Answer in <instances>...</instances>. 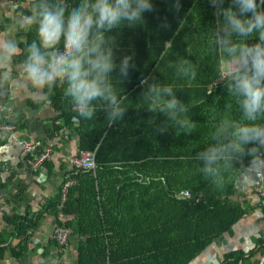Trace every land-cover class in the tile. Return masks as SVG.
I'll return each instance as SVG.
<instances>
[{
  "label": "trees",
  "instance_id": "obj_1",
  "mask_svg": "<svg viewBox=\"0 0 264 264\" xmlns=\"http://www.w3.org/2000/svg\"><path fill=\"white\" fill-rule=\"evenodd\" d=\"M162 2H167L169 10L163 17L168 30L143 59L148 65L140 77L118 93L128 108L123 119L108 125L99 111L102 103L97 104L95 118H78L79 150L96 151L97 168H70L63 181L74 178L78 183L63 207L60 193L56 202L60 213L73 217L58 225L72 229L71 239L78 237V264H193L249 212L247 204L237 198L239 169H230L226 182L218 187L198 173L199 162L194 158L209 142V133L226 104L235 109L216 75L220 54L209 48L210 29L219 19L216 9L209 0H180L179 10L176 0ZM142 76L178 90L177 96L188 103L189 115L196 122L191 129L170 128L159 134L148 124L150 118L160 124L164 117L144 110L149 104L140 97ZM52 104L62 110L52 123L55 135L63 127H72L76 116L58 94ZM185 191L190 198L181 196ZM260 252L264 254V243L249 258ZM247 261L237 253L228 255L222 264Z\"/></svg>",
  "mask_w": 264,
  "mask_h": 264
},
{
  "label": "clouds",
  "instance_id": "obj_2",
  "mask_svg": "<svg viewBox=\"0 0 264 264\" xmlns=\"http://www.w3.org/2000/svg\"><path fill=\"white\" fill-rule=\"evenodd\" d=\"M209 3L219 17L210 29L209 48L220 54L216 75L235 109L226 104L209 142L194 158L198 173L219 187L230 169H239L244 182L264 171V0ZM175 8L180 9V0ZM153 11V0H32L30 11L7 24V35L0 39V121L11 124L25 114L39 117L58 94L76 118H95L99 101L107 124L120 122L128 108L114 82L124 83L136 64L128 54L117 62L110 33L121 25H142L145 13ZM167 26L166 21L160 25ZM140 84V97L149 104L144 110L164 117L160 124L148 120L157 133L193 127L196 122L177 89L151 76H142Z\"/></svg>",
  "mask_w": 264,
  "mask_h": 264
},
{
  "label": "crops",
  "instance_id": "obj_3",
  "mask_svg": "<svg viewBox=\"0 0 264 264\" xmlns=\"http://www.w3.org/2000/svg\"><path fill=\"white\" fill-rule=\"evenodd\" d=\"M153 2L155 11L145 13L142 25L135 28L121 25V28L110 33L117 46V62L121 55L128 54L134 56L136 64L129 74L128 83L127 80L124 83L114 82L118 97V93L138 79L142 69L147 68L148 64L143 59L161 43L168 30V26L160 27L167 21L163 19L167 16V2ZM31 6L32 0H0V39L7 35L5 26L26 15L25 11L30 10ZM29 35L25 29V37ZM20 54L18 52L17 58ZM61 113L62 110L51 102L43 108L39 117L25 114L11 124L0 121V125L14 126L13 131H0V264H78V237L70 239L69 247L65 250L52 239L58 221L65 223L73 220L71 215L59 212L56 202L63 180L70 170L67 157L80 151L76 132L78 123L63 127L60 133L53 135V120ZM63 131H66L68 138L64 133L62 135ZM18 142L36 148L29 156L23 157V149ZM47 149L52 150L50 160L33 168ZM237 198L247 204L248 214L193 264H222L228 255L237 253H242L248 264H264V254L261 252L249 258L264 243L263 201L256 192L253 179L244 182L239 178ZM19 219L22 220L20 223Z\"/></svg>",
  "mask_w": 264,
  "mask_h": 264
},
{
  "label": "built area",
  "instance_id": "obj_4",
  "mask_svg": "<svg viewBox=\"0 0 264 264\" xmlns=\"http://www.w3.org/2000/svg\"><path fill=\"white\" fill-rule=\"evenodd\" d=\"M222 81V80H219ZM73 122L79 123V119L74 117ZM60 124V122H58ZM14 126L10 125H0V131H13ZM65 138H68L66 131H63ZM19 143V142H18ZM20 144V143H19ZM22 147L21 155L23 157L29 156L34 150L35 147L31 145L20 144ZM51 149H47L43 155L33 164V168H38L45 161L50 160L51 158ZM67 163L71 169L75 170H85V171H95L97 168L96 162V151H79L77 153H73L67 157ZM254 184L256 187V192L258 193L260 199L264 202V171L258 172L255 174ZM77 180L74 178L67 179L63 181L62 187L59 191L61 195V205L63 207L68 200L70 189L77 185ZM182 197L190 198L191 194L187 191L183 192ZM73 235V231L71 228L66 226L58 225L53 233L52 239L55 240L59 247L63 250L69 247L70 239Z\"/></svg>",
  "mask_w": 264,
  "mask_h": 264
},
{
  "label": "rangeland",
  "instance_id": "obj_5",
  "mask_svg": "<svg viewBox=\"0 0 264 264\" xmlns=\"http://www.w3.org/2000/svg\"><path fill=\"white\" fill-rule=\"evenodd\" d=\"M224 69H225V71H227V65H226V67ZM62 135H63V133H62Z\"/></svg>",
  "mask_w": 264,
  "mask_h": 264
},
{
  "label": "bare ground",
  "instance_id": "obj_6",
  "mask_svg": "<svg viewBox=\"0 0 264 264\" xmlns=\"http://www.w3.org/2000/svg\"><path fill=\"white\" fill-rule=\"evenodd\" d=\"M35 147V146H34ZM36 148V147H35ZM45 150V149H44ZM52 153V152H51ZM52 156V155H51Z\"/></svg>",
  "mask_w": 264,
  "mask_h": 264
}]
</instances>
